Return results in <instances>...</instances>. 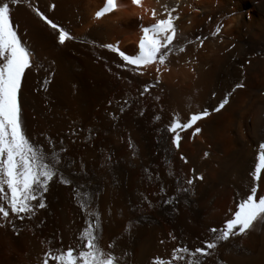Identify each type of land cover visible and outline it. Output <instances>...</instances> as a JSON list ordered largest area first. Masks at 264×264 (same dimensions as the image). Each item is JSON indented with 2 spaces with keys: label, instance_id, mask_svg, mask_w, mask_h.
Wrapping results in <instances>:
<instances>
[{
  "label": "bare ground",
  "instance_id": "1",
  "mask_svg": "<svg viewBox=\"0 0 264 264\" xmlns=\"http://www.w3.org/2000/svg\"><path fill=\"white\" fill-rule=\"evenodd\" d=\"M0 2L30 52L18 92L22 130L46 154L49 140L66 150L62 176L42 193L46 207L23 220L0 216V264H56L52 255L81 250L89 225L119 264H189V253L173 255L185 247L210 252L197 264H264V222L215 239L250 194L264 144V0H115L100 17L106 0ZM165 7L175 8L176 35L163 65L136 69L106 47L138 52L151 11L163 18ZM59 29L71 37L63 45ZM205 110L173 144L171 122ZM255 186L258 199L264 169Z\"/></svg>",
  "mask_w": 264,
  "mask_h": 264
},
{
  "label": "snow or ice",
  "instance_id": "2",
  "mask_svg": "<svg viewBox=\"0 0 264 264\" xmlns=\"http://www.w3.org/2000/svg\"><path fill=\"white\" fill-rule=\"evenodd\" d=\"M17 2L18 0H11L13 5ZM131 3L140 6L141 0H131ZM116 7L115 0H106V6L98 11L96 16L100 17ZM173 12H175V8L169 10L165 7L164 17L157 19L156 11H151L154 23L150 27L141 29L142 36L139 39L138 52L125 54V52L118 51L117 48L111 45L106 47H109L113 52H118L120 59L126 65L135 66L136 69L154 63L163 65L176 35L174 25L176 17ZM36 14L41 20L49 24L53 30H57V24L46 20L39 12ZM58 35L61 45L66 40L71 39L63 29L58 30ZM120 66L117 65V67ZM26 69H30V52L22 46L16 31L10 23L9 3L0 2V216L5 219L8 218L9 211L23 220L25 217L21 214L31 217L34 214L35 207L40 209L46 207L42 193L48 191L49 182L53 180L54 176L58 174L62 176L56 165L60 164V157L66 151L63 148V141H60V149L57 151L53 147V142L49 140V149L46 154L40 150V146L30 142V139L26 138V133L22 130L18 92L21 89V78L25 75ZM243 86L242 83L235 85L236 88H242ZM147 90V88L144 89V91ZM227 103L228 100L224 99L218 108L214 110L219 111ZM207 115L208 112L205 110L202 113L192 115L185 123L173 120L168 129L174 133L173 144L178 146L180 140V136L176 134L177 129H189ZM195 132L199 133L200 128L197 127ZM259 148L261 154L257 157L258 163L251 173L252 186L250 194L246 193L245 197L240 199L237 210L227 220L224 230L215 237L216 240L227 241L230 237L246 235L255 228L256 222H264V195L259 196L258 199L255 198L257 194L255 184L260 180L261 170L264 169V144L259 145ZM46 160L48 162H45ZM80 167L82 170L83 165ZM61 182L69 184L71 181L62 178ZM186 183L189 187L181 190L189 192L193 181L188 179ZM34 201L36 202L35 205L33 204ZM210 231L215 234L217 229L213 228ZM80 239L84 241L81 250L74 254L73 249L69 247L67 251L52 255L51 259L56 264H119V260L114 255L102 251L97 246V237L94 235L92 225L84 229ZM216 247V243H206L207 250H214ZM176 252H187L190 256L196 258V260L190 261L189 264H197L199 256L210 255V252H206L201 247H196L191 252L186 247L176 249L173 253L174 256ZM179 258L184 259L183 256ZM44 264H48L47 259H45ZM160 264H163V262L161 261Z\"/></svg>",
  "mask_w": 264,
  "mask_h": 264
}]
</instances>
